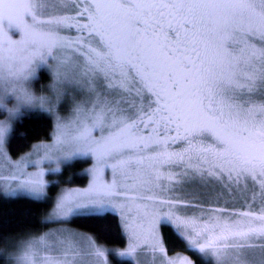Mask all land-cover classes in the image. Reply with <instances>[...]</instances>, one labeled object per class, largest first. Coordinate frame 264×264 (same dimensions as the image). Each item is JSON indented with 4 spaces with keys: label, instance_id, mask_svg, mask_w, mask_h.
<instances>
[{
    "label": "snow or ice",
    "instance_id": "1",
    "mask_svg": "<svg viewBox=\"0 0 264 264\" xmlns=\"http://www.w3.org/2000/svg\"><path fill=\"white\" fill-rule=\"evenodd\" d=\"M38 68L51 76L48 97L25 87L39 79ZM5 83L26 105L47 102L49 112L68 105L70 119L61 118L62 126L87 148L77 155H95L97 170L103 165L118 174L110 191L123 184L122 191L146 206L171 207L176 194L193 197L189 207L208 203L205 193L187 192L193 187L215 188L244 207L255 203L257 193L264 201V0H0V84ZM5 130L0 122V148ZM161 181L171 184L162 189L171 199L154 191ZM0 194L16 195L3 189ZM35 195L43 198L40 191ZM56 207L63 213L53 217L59 224L115 211L72 205L63 196ZM237 215L260 224L200 226L175 214L160 223L172 228L200 264H213V254L216 264H264V209ZM67 235L81 238L74 231ZM153 238L156 243L138 255L155 252L163 259L155 229ZM82 239L87 254L106 264V249L93 237ZM42 240L14 244L13 264H30L29 247ZM0 242L7 238L0 235ZM132 251L118 255L134 264Z\"/></svg>",
    "mask_w": 264,
    "mask_h": 264
},
{
    "label": "rangeland",
    "instance_id": "2",
    "mask_svg": "<svg viewBox=\"0 0 264 264\" xmlns=\"http://www.w3.org/2000/svg\"><path fill=\"white\" fill-rule=\"evenodd\" d=\"M44 17H38L42 19ZM7 32V29H4ZM7 35L12 40H19L20 37L7 32ZM60 35L72 37L70 32H61ZM45 71L48 75L47 81H40V74ZM39 79L26 84L25 87L36 97H48L50 92L47 85L52 83L51 76L44 68L37 69ZM20 94L15 90L14 86L9 84H0V104H3L7 109L13 111V115L9 114L0 108V122H4L6 130L4 132V141L0 148V189L5 192H15L14 196H2L9 198L28 197L36 200H45L51 197L54 190L53 205L47 215L42 219V227L38 232H33L20 241H11L7 246L0 249V254L5 260V264H13V258L9 253L16 252L14 244H25L33 238L43 237L39 245H31L28 250L30 264H101L94 256H89L88 242L82 239L83 236L89 234L73 229L70 223L59 224L55 222L53 217L63 215L57 209L58 197H65L67 203L72 205H96L115 208L114 212H108L116 215L123 225V233L126 237V246L122 249L110 251L106 249L104 253V261L110 264V254L127 253L132 249L131 261L134 264H142V261L147 259V264H168V261H173L174 264H181L180 258H187L183 253H175L169 255L164 246L161 235L160 219L164 215L173 216H190L197 225L200 226H223L235 222L250 223L259 226L260 222L254 218H242L239 213L252 211L255 215L260 214V209H264V201L257 193L255 203L249 207L241 206L234 198H230L223 192L213 189H201L193 187L187 189L191 193H205L208 203H200L196 207H189L195 203V199L186 194H176L178 199L173 200L171 207L168 205H160L158 203H150L147 206L144 202L138 200L134 193L130 191H122L125 187L123 184H117L115 190L110 191L108 185L111 184L117 175L110 167L103 165L97 170L96 156L92 155H77L79 152H86L87 148L70 139V129H65L62 126L61 118L70 119L68 105L64 104L54 108L51 112L46 111L51 105L45 102L42 106L39 102H33L31 105H26L23 99H18ZM30 112H41L49 115L53 120V131L51 137L47 141H42L33 145L28 152L19 158H13L8 150V140L11 136L15 123L22 118L23 115ZM80 161L84 166L81 170H69L66 174L64 171L67 167ZM112 162L108 161L110 165ZM86 175L87 183L85 186L74 185L76 176ZM161 187L154 189L160 199H171L172 193L163 192L162 189L170 187V183L158 182ZM43 193V198L38 199L35 192ZM211 192L212 195H208ZM205 196L198 198L203 201ZM219 198V199H218ZM202 209V210H198ZM231 214V215H229ZM155 235L162 239L165 248L164 258L161 259L158 253L149 252L146 256L138 255L145 252L146 247L150 248L156 243L153 238V230ZM69 231L78 232L81 234L80 239H73L68 236ZM76 249L75 254L70 253L68 248ZM213 263L216 264L217 254L212 255Z\"/></svg>",
    "mask_w": 264,
    "mask_h": 264
},
{
    "label": "trees",
    "instance_id": "3",
    "mask_svg": "<svg viewBox=\"0 0 264 264\" xmlns=\"http://www.w3.org/2000/svg\"><path fill=\"white\" fill-rule=\"evenodd\" d=\"M48 75L45 71L40 74V81H47ZM53 131L52 118L41 112H30L18 120L8 140V150L13 158H19L30 148L42 141H47ZM83 162L77 161L65 169L81 170ZM87 176H76L74 185L85 186ZM45 200H36L28 197L9 198L0 195V235L7 238V242H0V249L7 246L11 241L30 236L38 232L43 223L42 219L47 215L53 205L52 196ZM71 227L77 231L91 235L97 243L103 245L110 251L122 249L126 246V237L123 233L119 218L111 213L103 216H79L74 217ZM161 235L164 246L169 255L183 253L187 255L193 264H200L191 252L185 249L183 242L174 234L172 228L161 226ZM0 264H5L0 254ZM110 264H130L129 260L120 259L116 254H110ZM214 264V263H213Z\"/></svg>",
    "mask_w": 264,
    "mask_h": 264
}]
</instances>
